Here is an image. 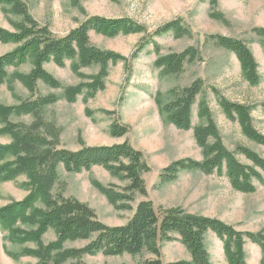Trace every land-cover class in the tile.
<instances>
[{
    "label": "rangeland",
    "instance_id": "obj_1",
    "mask_svg": "<svg viewBox=\"0 0 264 264\" xmlns=\"http://www.w3.org/2000/svg\"><path fill=\"white\" fill-rule=\"evenodd\" d=\"M29 9L30 15L42 26H48L56 36H64L87 16H100L111 19L128 18L144 26L148 33L120 35L107 38L91 33V42L100 50L111 51L129 59L158 28L182 20L188 35L176 38L167 34L156 38L162 47L161 55L180 53L189 47L200 51L202 61L186 65L181 76L161 75L156 69L157 56L153 46L147 47L135 61L129 59L125 64L110 66V74L105 90L94 99L85 101L82 96L75 103L60 100L46 107L38 116L24 115L11 117L10 122L25 126L39 125L44 135H56L59 147L80 151L83 146H113L128 141L141 151L151 172L144 174L148 198L136 196L130 203L135 209L145 200L153 202L156 211L162 214L167 210H182L187 214L219 219L244 233H264V184L255 183L256 191L245 194L235 191L223 175H207L201 170L183 171L178 178L167 184H160L162 170L172 163L192 159L204 161V150L196 140V130L208 127L209 121L200 117L204 103L212 113V119L220 133L223 144L235 151L238 146L248 147L264 158V147L248 139L238 120L229 119L220 106V100L253 107L252 118L255 128L264 135V0H21ZM10 8L0 2V27L12 30L11 22L17 17ZM220 13L222 20L215 18ZM221 35L241 39L248 43L260 65L261 82L257 86L245 79L238 58L222 47L207 42L209 36ZM14 49L13 45L0 42V55ZM132 70V75L129 77ZM31 61L9 69V78L0 87V105L16 106L23 102L47 95H62L63 90L53 89L42 82L37 92L32 93L15 78L17 73L31 71ZM46 70L59 80L64 87L81 83L79 73L74 72L72 62L64 68L54 64L45 65ZM99 67L85 68L83 75H93ZM203 89L192 107V128L188 131L178 129L169 122L165 106L170 102L169 91L187 88L197 82ZM111 112V113H107ZM118 122L129 128L123 138L111 135V126ZM0 143L10 144L13 139L2 133ZM50 136V135H49ZM214 140L210 139L209 144ZM237 158L245 165H252L242 155ZM60 183L54 193L74 197L95 211L100 221L111 227L124 226L134 212L113 206L106 196L99 192L93 182L104 186H125V182L111 175L103 167H94L80 174L67 173L60 168ZM26 176L10 182H0V209L24 200L30 193ZM39 208H43L38 203ZM18 238L12 240L10 234L0 229V264H37L38 259L27 255L28 250H37L56 240L55 230H49L41 242H23L24 232L35 227L17 224ZM210 255V264H228L224 245L213 232L205 236ZM87 242H67L65 249H80ZM247 264H262L264 251L247 240L245 245ZM164 264L190 261L191 256L180 242L164 243L161 250ZM155 258L150 254L137 256L123 255L107 257L103 254L85 256L87 264H138ZM68 260L60 264H76Z\"/></svg>",
    "mask_w": 264,
    "mask_h": 264
},
{
    "label": "trees",
    "instance_id": "obj_2",
    "mask_svg": "<svg viewBox=\"0 0 264 264\" xmlns=\"http://www.w3.org/2000/svg\"><path fill=\"white\" fill-rule=\"evenodd\" d=\"M9 6L10 14L17 17L12 21V30L0 27V42L13 45L14 49L0 55V87L9 78V69L19 67L31 61V71L17 73L15 78L34 95L38 83L42 82L53 89L63 90L62 95H47L33 98L16 106L0 105V125L2 133L13 139L10 144L0 143V182H10L20 176H26L29 195L22 201L12 202L0 209V229L10 234L12 240L18 238L15 226L19 223L35 227L24 232L23 242H41L49 230H55L56 240L41 245L37 250H28L27 255L37 258V264H60L68 260H77L76 264H87L85 256L103 254L107 257L123 255L150 254L155 258L138 264H164L162 246L164 243L180 242L190 253V261L172 264H210V255L205 236L213 232L224 245V254L228 264H247L245 245L248 241L258 245L264 251V233H244L233 226L205 216L187 214L174 209L159 214L152 201L145 200L134 209L130 203L140 195L148 198L143 175L151 172V167L141 151L136 150L128 141L113 146H83L80 151H71L59 147L56 135H44L39 125L25 126L10 122L11 117L38 116L46 107L65 100L75 103L82 96L85 101L94 99L105 90L110 74V66L135 61L143 51L153 46L157 56L156 69L161 75L181 76L187 64L202 61L200 51L189 47L180 53L162 56V47L156 38L173 34L176 38L187 36L188 30L182 20L170 22L145 40L132 56L127 59L111 51L100 50L91 42L90 34L96 33L107 38L120 35L145 34L147 29L128 18L111 19L100 16H87L85 21L64 36H56L48 26L39 24L21 0H0ZM222 20L220 13L214 15ZM264 33V30H259ZM207 42L233 53L239 60L245 79L257 86L261 82L260 65L248 43L241 39L221 35L209 36ZM72 62L73 70L79 73L82 81L77 86L64 87L45 65L54 64L59 68ZM99 67L93 75H83L85 68ZM132 75V70L129 72ZM203 89V83L197 82L187 88L169 91L170 102L165 111L170 123L181 130L192 128V107ZM200 117L205 118L208 127L196 130V140L204 150V161L192 159L172 163L162 170L160 184L175 181L183 171L201 170L207 175L219 174L228 177L235 191L252 194L255 183L264 184V158L254 150L238 146L230 151L222 142L220 133L212 119V113L204 103L200 104ZM224 114L231 120H238L244 135L252 142L264 147V135L254 126L253 107L220 100ZM264 109V104L262 105ZM111 113V112H107ZM129 133L127 126L115 122L111 126L114 138H123ZM210 139L214 140L209 144ZM244 156L252 165H245L237 158ZM61 166L67 173L89 172L94 167H103L112 176L125 182V186H104L98 181L93 186L106 196L108 201L121 210L134 212L124 226L111 227L99 220L97 214L87 204L74 197H65L63 193H54L60 183ZM41 203L43 208L38 207ZM87 242L80 249H65L67 242ZM264 264V260H262Z\"/></svg>",
    "mask_w": 264,
    "mask_h": 264
}]
</instances>
